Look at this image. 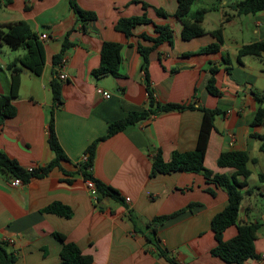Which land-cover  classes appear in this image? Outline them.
<instances>
[{
  "label": "crops",
  "instance_id": "1",
  "mask_svg": "<svg viewBox=\"0 0 264 264\" xmlns=\"http://www.w3.org/2000/svg\"><path fill=\"white\" fill-rule=\"evenodd\" d=\"M202 1L195 0L190 12L213 7L203 16L204 33L183 40L181 22L173 15L176 0H74L79 8L95 14L86 20L73 12L70 0H0V24L25 20L38 36L47 35L42 40L41 73L35 75L21 68L18 95L12 101L15 114L0 123V150L26 168L47 165L55 157L48 143L52 114L57 140L66 155L47 174L27 182L15 183V179L0 176V240L12 239L6 249L14 255V264H66L60 257L61 243L53 236L55 232L90 256L91 264H170L147 241L146 223L187 205L190 207L158 225L153 237L158 250L175 264H233L210 252L215 245L211 218L227 204L225 190L206 182L202 172L151 174L156 152L168 161L172 152L194 147L202 106L220 109L213 120L204 166L231 177L233 168L217 165L219 153L245 150L249 155L250 174L241 187L236 224H258L254 247L259 257L242 264H264V151L259 149V140L251 136L253 132L264 134L263 125H251L258 107L264 106V100L258 98L264 93V52L236 57L242 45L264 40V10L235 15L231 7L239 0ZM155 9L167 15H158ZM142 13L151 22L135 25L131 35L115 28L119 18ZM225 14L231 16L224 20ZM155 24L169 26L172 43L163 42L148 54L154 100L192 107L140 119L97 141L90 172L116 189L121 199L102 198L95 205L77 162L91 142L105 135L110 122L147 107L137 43L151 44L140 35L155 36ZM219 26L223 42L218 51L201 52L214 41L210 31ZM65 37L71 45L62 54L67 74L63 80L52 56L59 53ZM105 41L121 44L118 76L92 74ZM24 51L23 47L11 49L0 44V95L9 91L6 65ZM225 57L228 63L223 61ZM212 66L218 69L215 84L220 96L206 90ZM53 78L60 85L58 100L51 89ZM102 91L110 96L103 97ZM236 180L243 177L237 175ZM55 202L67 206L69 216L43 211ZM235 227H227L222 238L232 237Z\"/></svg>",
  "mask_w": 264,
  "mask_h": 264
},
{
  "label": "trees",
  "instance_id": "2",
  "mask_svg": "<svg viewBox=\"0 0 264 264\" xmlns=\"http://www.w3.org/2000/svg\"><path fill=\"white\" fill-rule=\"evenodd\" d=\"M9 0H6L8 2ZM138 1V0H134ZM195 0H176V8L174 16L181 22V38L189 40L191 38L200 36L204 33L201 25L204 14L213 7H200L194 12H190V7ZM143 8H147L148 4L142 2ZM70 7L79 19L86 20L95 17V14L90 11H85L75 4L74 0H70ZM232 10L236 14L254 13L259 10H264V0H239L232 4ZM156 13L161 16L167 14L162 9H155ZM231 15H226L224 20H227ZM151 19L147 17L146 13L141 15H134L130 17H121L115 24V28L125 36L132 34V28L141 23H150ZM155 36L141 34L140 37L144 40L150 41V45H142L137 43V51L139 52L142 61L141 68L144 72L145 90L147 92V107L140 111H131L125 117L112 121L108 124L105 135L99 137L91 142L85 151L86 160L84 162H77L83 179L91 178L96 188L95 205L99 204L102 198L111 197L113 199H121L119 193L113 187L103 183L92 176L90 170L93 164L95 145L98 140L109 137L121 130L127 125L133 124L140 119L149 118L160 112L170 110H182L184 108L192 107L191 104L184 103H158L154 100L152 91L149 87V77L147 71L148 54L163 42L172 43V30L168 25H154ZM214 41L208 43L200 49L201 52L212 53L218 51L223 42L222 27L210 31ZM0 44H5L11 49L18 47L24 48V53L9 62L6 69L9 71L10 85L7 94L0 95V123L4 118L11 117L15 114V106L12 101L18 95L19 89V74L21 68L28 69L31 73L39 75L44 63V50L42 40L33 30L30 24L25 20H17L6 24H0ZM71 45L67 37L63 40L61 50L59 53L52 56V63L58 64L64 51ZM121 44L117 42L105 41L100 48L99 65L92 70L94 76L104 74H111L118 76V66L120 62ZM264 52V40L254 41L242 45L237 50V59L243 55L259 56ZM225 63L229 62L227 57L223 58ZM228 69L227 67L225 68ZM217 67L212 66L209 69L210 75L206 82V90L208 93L220 96L221 92L215 84V73ZM51 89L53 97L58 100L60 85L55 78L51 81ZM264 100V93L258 97ZM202 112V118L199 125V130L195 145L192 149L186 151H174L171 158L165 161L161 153L158 151L152 159L151 174L168 173L171 171H192L202 172L206 182H211L216 186L222 187L227 194V204L211 218V230L215 239V245L211 248V254L221 258L222 260L233 263L242 264L246 259H257L259 254L254 247V240L256 239V230L258 224L256 222L236 224L238 216V208L241 202L243 193L241 187L246 184V178L250 174L247 168L249 155L245 150H225L219 153L216 163L220 167H229L234 169L231 177L223 173H213L204 166V154L208 142L209 135L213 129V120L215 115L220 113L217 107H199ZM251 125L264 126V106L258 107L251 120ZM251 136L259 140V149L264 151V134L251 133ZM48 143L50 148L55 152V157L45 166L32 167L30 170L21 166L18 161L9 157L6 153L0 150V176L5 179H18L21 182H27L31 178L42 177L53 167L58 165L59 160L66 159L54 131L53 115L51 114L48 122ZM254 162V159H251ZM243 177L242 181H237L236 176ZM211 194L214 191L211 188H206ZM190 207L187 205L170 214L154 216L146 223L148 233L146 235L147 241L153 244L158 253L163 255L170 264H175L173 260L165 256L164 252L158 250L157 243L154 242V234L156 233L158 225L163 223L166 219L174 216L178 212ZM43 211L55 213L62 216H69L70 210L67 206L60 203H51L47 205ZM130 213V210L128 211ZM235 225V234L229 239L224 240L222 234L224 230ZM53 236L61 243L60 257L66 264H91V257L81 253L78 246L72 242L65 241V237L60 233H53ZM7 242L0 240V264H14V255L7 251Z\"/></svg>",
  "mask_w": 264,
  "mask_h": 264
},
{
  "label": "built area",
  "instance_id": "3",
  "mask_svg": "<svg viewBox=\"0 0 264 264\" xmlns=\"http://www.w3.org/2000/svg\"><path fill=\"white\" fill-rule=\"evenodd\" d=\"M39 38L41 40H44L47 38V35L45 33H41L39 35ZM65 64H66V59H65V57L62 56L57 65L59 68L58 77L60 79H63V80H65L67 78V74L65 73V70H64ZM101 93H102V96L105 98H108L110 96V93H108L107 91H102ZM85 160H86V155L83 153L80 156L78 162H84ZM31 168L32 167H28L29 170ZM15 183H18V179H15ZM84 185H85V188L87 189L88 193L90 194L91 198L94 201L96 198V188H95V184H94L93 180L91 178L84 179ZM125 200L128 201L129 198L126 197ZM6 242L10 243V242H12V239H8V240H6Z\"/></svg>",
  "mask_w": 264,
  "mask_h": 264
},
{
  "label": "rangeland",
  "instance_id": "4",
  "mask_svg": "<svg viewBox=\"0 0 264 264\" xmlns=\"http://www.w3.org/2000/svg\"><path fill=\"white\" fill-rule=\"evenodd\" d=\"M203 4H208L207 0L202 1Z\"/></svg>",
  "mask_w": 264,
  "mask_h": 264
}]
</instances>
